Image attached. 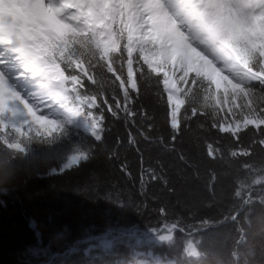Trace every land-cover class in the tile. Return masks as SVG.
Segmentation results:
<instances>
[{"label":"snow or ice","instance_id":"snow-or-ice-1","mask_svg":"<svg viewBox=\"0 0 264 264\" xmlns=\"http://www.w3.org/2000/svg\"><path fill=\"white\" fill-rule=\"evenodd\" d=\"M12 63L19 66L10 72ZM32 73L47 79L50 93L35 106L16 90ZM145 84L163 101L165 122H180L168 138L171 151L189 114L214 137H193L197 154L264 164V0H0V135H55L47 113L57 105L95 112L101 124L105 114L123 113L135 125L148 118L134 106ZM17 105L24 121L9 127L3 116ZM177 156L188 163L183 151ZM123 171L132 175L127 164ZM140 173L142 196L152 184L167 186L142 161Z\"/></svg>","mask_w":264,"mask_h":264},{"label":"trees","instance_id":"trees-1","mask_svg":"<svg viewBox=\"0 0 264 264\" xmlns=\"http://www.w3.org/2000/svg\"><path fill=\"white\" fill-rule=\"evenodd\" d=\"M134 106L148 113L147 120L133 125L123 113L105 114L101 142L83 134L36 136L22 140L26 151L20 152L0 141V169L7 170L10 162L11 171L24 172L0 191V264H116L127 261L137 247L135 240L127 243L125 233L136 230L143 236L170 229L173 240L155 251L176 264H264V164L243 167L245 158L208 161L197 154L193 137H214L203 118L189 114L176 137L177 151H171L172 127L150 84ZM72 147L86 153L87 160L52 175L53 169L61 172ZM178 151L188 163L178 159ZM141 161L166 178L167 186L157 182L140 195ZM125 164L131 176L123 171ZM162 205L166 217L160 214ZM30 222L42 236L40 247ZM106 234L114 239L113 249L85 255L87 240ZM190 242L199 259L186 255Z\"/></svg>","mask_w":264,"mask_h":264},{"label":"rangeland","instance_id":"rangeland-1","mask_svg":"<svg viewBox=\"0 0 264 264\" xmlns=\"http://www.w3.org/2000/svg\"><path fill=\"white\" fill-rule=\"evenodd\" d=\"M13 51V50H12ZM8 53V51H7ZM6 53V54H7ZM18 64H12L10 67L12 68L11 71H15L18 67ZM48 81L46 78L42 77L39 74H35V79L32 84V89H34L33 92L30 90H27L26 93H24V89L22 86H16V90L19 92L20 96L27 100L30 104L33 106L37 105L41 101V97L39 96V93H44L43 99H47L50 95L48 88H47ZM67 87H71L68 85ZM224 92V86L222 83L221 86V95H223ZM179 111V110H177ZM23 108L21 105H17L15 108V114H13L12 111H9L5 113L3 116L4 123L9 126H19L24 121V116L22 115ZM51 119L56 121V124L58 127L54 128L55 133L58 132L62 128L63 120L66 118L71 123H74L76 127H83L85 130H87L93 137L96 139L98 138V134L102 135V127L103 124L100 122V118L96 116V114L90 113L88 116H85L83 114V111L81 114H74L73 111H70L66 108L60 107L59 105L52 107L50 111L47 113ZM172 128L179 127V121L172 119L171 121ZM25 137L27 134H24ZM46 136H52V134H48ZM4 140L6 141L9 138H19L12 135H3ZM20 139V138H19ZM8 144V143H7ZM12 144V143H11ZM21 144L19 142H15L12 145ZM22 145V144H21ZM73 146V145H72ZM68 153V155L65 157L64 162L61 164V172L71 170L75 167H78L81 163L85 162L88 158L87 154L82 152L79 148L72 147ZM12 149V148H11ZM53 172H59L58 170H52ZM30 229L34 232V237L36 243H38L39 247L43 245L42 243V236L38 232V228L34 222H30ZM145 235V236H144ZM123 236L127 237V243H131V241L136 242L138 245V250L134 249L132 251L133 253V259L126 263V264H176L174 261L168 260V258L162 257L157 255L154 252V248L158 246H163L173 240V231L169 230L168 232L160 231L155 233H146L140 236L137 233H125ZM170 237V238H169ZM98 242V247L101 248L103 252H108L113 247V238L110 235H104L99 238H96ZM129 239H132L131 241ZM88 245H86L85 254L90 255L97 246L91 244L92 242L90 239H88ZM144 248V249H140ZM195 252V254H193ZM186 253L189 257L193 258H199V253L196 248L191 247L190 245L187 247ZM38 255V254H37ZM92 255V254H91ZM90 255V256H91ZM39 257V256H38ZM116 264H122V261L116 262Z\"/></svg>","mask_w":264,"mask_h":264},{"label":"clouds","instance_id":"clouds-1","mask_svg":"<svg viewBox=\"0 0 264 264\" xmlns=\"http://www.w3.org/2000/svg\"><path fill=\"white\" fill-rule=\"evenodd\" d=\"M23 175L24 172L22 169L15 171L0 169V191H6L9 185L22 178ZM193 254H195V252H193Z\"/></svg>","mask_w":264,"mask_h":264},{"label":"water","instance_id":"water-1","mask_svg":"<svg viewBox=\"0 0 264 264\" xmlns=\"http://www.w3.org/2000/svg\"><path fill=\"white\" fill-rule=\"evenodd\" d=\"M39 232V231H38ZM40 233V232H39ZM42 243H43V241H42ZM28 246V245H27Z\"/></svg>","mask_w":264,"mask_h":264}]
</instances>
